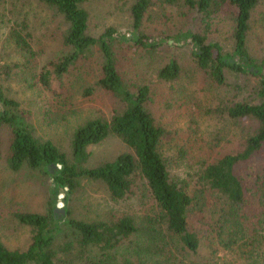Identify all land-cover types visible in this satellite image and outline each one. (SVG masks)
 I'll return each instance as SVG.
<instances>
[{"label":"trees","instance_id":"trees-1","mask_svg":"<svg viewBox=\"0 0 264 264\" xmlns=\"http://www.w3.org/2000/svg\"><path fill=\"white\" fill-rule=\"evenodd\" d=\"M36 1L59 18L63 26L62 43L69 48L58 60L42 66L37 78L41 85L49 90L54 80L62 85L64 77L79 61L88 60L92 53L98 51L101 74L95 85L119 100L122 106L108 118H86L78 123L70 139L68 155L51 140L38 139L26 112L20 109L17 101L6 97L0 90V128L7 126L11 130L6 159L9 169L18 171L26 167L50 178L45 212L14 213L18 222L31 230L29 245L23 250L11 249L0 239V264H109L108 261L112 260L110 252H114L126 240L133 242L136 238L139 241H135L139 249L135 252L137 264L159 263L158 257L165 252L159 242L166 237L177 239L186 253L198 252L201 239L191 227L194 197L170 178L161 151L164 130L155 123L147 107L149 86L144 84L132 88L121 76L116 56V49L123 45L151 53L169 45L167 37L153 39L143 32L142 26L152 7L172 6L181 2L200 13L204 33L187 30L176 34L173 40H184L191 44L196 64L208 80L217 86H227V76L256 78L254 95L250 100L232 101L223 107L227 117L246 123L242 149L226 153L208 163L200 177L206 188L224 196L226 200L220 234L226 231L228 239L225 242L220 240L221 247L235 245L240 248L238 243L246 235L251 239L257 233L260 239L257 245L249 242L252 246L249 250L251 257L245 264H264V236L256 228L249 230L253 217H258L260 221L264 217V165L258 168L248 165L252 172L241 173L243 165L264 156V57L254 56L247 45L251 13L264 0H133L130 5L131 29L120 32L108 27L97 37L87 32L89 14L84 7L85 3L97 0ZM221 12L232 19V48L229 52H223L217 42L206 41V33L213 19ZM9 35L15 46L28 54L31 61L34 51L25 23L13 25ZM2 69V73L10 74V67L3 66ZM178 74L179 64L174 58H170L157 73L158 78L166 81L175 80ZM230 86L236 96L242 93L239 84ZM93 87H86L83 95L91 94ZM110 135L119 138L126 150L112 160L94 167L88 166V146ZM96 181L105 186L115 202L129 199L140 181L148 193L151 202L149 209L153 214L148 210L139 223L127 213L109 212L100 219L74 216L69 201L84 184ZM59 195H62L61 201L64 203L63 214L54 211ZM64 225L74 230L76 239L60 244L55 237ZM91 246L107 256L105 260L90 259L88 251ZM69 253L75 254L80 261L67 260ZM151 257L155 260L151 261ZM181 264L203 263L190 261Z\"/></svg>","mask_w":264,"mask_h":264},{"label":"rangeland","instance_id":"rangeland-1","mask_svg":"<svg viewBox=\"0 0 264 264\" xmlns=\"http://www.w3.org/2000/svg\"><path fill=\"white\" fill-rule=\"evenodd\" d=\"M133 0H97L84 4L87 9V32L95 37L108 27L120 32L131 29L130 5ZM196 9H189L182 2L172 6L152 7L143 23V32L153 39L167 37L169 45L155 52L121 46L116 49L117 66L123 79L134 88L149 86L147 107L163 130L162 155L170 178L179 183L194 198L191 227L200 236L201 243L196 254L186 253L177 239L166 237L159 243L165 252L158 257L159 263L181 264L190 261L203 264H245L250 259V241L257 245L259 236L246 235L238 244L241 247H221L228 233L221 232L220 225L226 208L225 197L206 188L200 174L208 163L226 153L240 151L244 142L246 123L235 121L224 113V105L236 100H250L254 95L256 78L247 75L227 76V86H217L208 80L197 66L188 41L176 42L173 37L179 32L191 30L204 33V26ZM24 22L31 34L33 58L20 51L10 37L15 24ZM63 26L52 11L36 0H0V90L19 103L33 127L34 135L40 140H51L62 151L70 155V139L74 128L86 118L110 117L122 103L95 85L101 74L100 54L95 51L88 60H82L66 75L63 84L52 81V89L45 88L38 81L42 66L65 55L69 48L61 39ZM26 31V30H25ZM232 19L223 12L213 19L206 33L207 42H217L223 52L232 48ZM249 51L256 57H264V1L252 11L247 36ZM170 58L179 64L178 77L173 81L158 78V70ZM11 68L7 76L2 67ZM235 83L242 88L241 94L230 86ZM94 86V87H93ZM86 87H93L89 95H83ZM1 106V104H0ZM11 130L0 128V239L11 249H25L31 241V230L18 222L14 213L18 211L43 213L48 201L50 178L26 167L12 171L7 165ZM126 146L116 136L110 135L97 144L88 146V166L94 167L112 160L124 152ZM264 165V156L256 157L243 165L242 174L248 169ZM62 195L56 207L63 208ZM73 215L80 219H100L107 213H127L137 223L149 210L151 202L144 186L139 181L134 193L125 201L115 202L100 182L84 184L69 201ZM263 221L253 217L249 230L255 228L264 236ZM226 227V225H224ZM257 231V232H258ZM253 234V232H252ZM254 235V234H253ZM76 233L64 225L56 234L55 241L63 244L74 241ZM138 238L126 240L111 253L109 264H137L135 252L139 249ZM212 246V247H211ZM213 248L216 252H213ZM143 252V250H141ZM109 253V254H110ZM113 254V255H112ZM88 256L94 261L105 260L107 256L91 246ZM165 257V258H162ZM67 260L80 261L69 253ZM167 260L165 262L162 261ZM245 259V260H244ZM155 260L151 257V261Z\"/></svg>","mask_w":264,"mask_h":264},{"label":"water","instance_id":"water-1","mask_svg":"<svg viewBox=\"0 0 264 264\" xmlns=\"http://www.w3.org/2000/svg\"><path fill=\"white\" fill-rule=\"evenodd\" d=\"M55 212H60V213H64V209H62V208H58V207H56L55 208V210H54Z\"/></svg>","mask_w":264,"mask_h":264}]
</instances>
